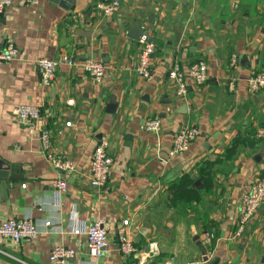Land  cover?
Listing matches in <instances>:
<instances>
[{"label":"crops","instance_id":"0c3cea01","mask_svg":"<svg viewBox=\"0 0 264 264\" xmlns=\"http://www.w3.org/2000/svg\"><path fill=\"white\" fill-rule=\"evenodd\" d=\"M97 1L73 0L65 9L50 0H13L0 14V49L7 43L17 49L13 60L0 63V159L14 176L5 181L9 189H0V222L29 215L39 229L30 242L0 237V264H50L56 244L75 250L68 264H91L85 237L68 230L72 210L87 223L103 219L107 245L99 260L108 264H264L263 206L236 235L241 197L264 176V88L249 93L246 82L264 71V0H119L111 17ZM134 25L155 44L148 80L135 72L140 46L128 37ZM63 55L102 61L103 80L60 64L44 86L36 61ZM173 61L205 62L207 79L197 85L187 78L186 95H176L167 78ZM20 104L37 105L40 118L15 120ZM148 118L159 119V132L144 129ZM181 124L201 134L185 152L165 158ZM45 130L69 169L46 159ZM99 138L113 159L102 188L91 186L89 171ZM205 162L211 163L206 181L198 175ZM185 174L196 198L170 204L169 187ZM58 178L67 183L59 199ZM125 219L135 248L128 255L118 251ZM45 220L61 231H47Z\"/></svg>","mask_w":264,"mask_h":264},{"label":"built area","instance_id":"2783aa9c","mask_svg":"<svg viewBox=\"0 0 264 264\" xmlns=\"http://www.w3.org/2000/svg\"><path fill=\"white\" fill-rule=\"evenodd\" d=\"M38 0H17L20 5L35 3ZM13 0H0V14L3 13ZM119 0H99L95 7L106 17L114 15L118 8ZM140 46V52L135 63V72L142 79L148 80L151 78V58L155 51V44L151 41L149 34L143 30L137 40ZM17 55L16 47L7 43L0 49V63L9 62ZM235 56H232L231 64L235 62ZM37 66L40 73V80L44 86H49L57 71V66L65 64L70 67H82L90 77L100 83L105 75L106 66L97 59L84 58L77 60L70 56L63 55L58 59L49 57H41L37 61ZM168 80L175 86V93L178 96H185L187 93L186 79H191L197 85L202 84L207 79V64L203 61L190 63L187 66L181 65L178 61H173L167 70ZM247 90L249 93H255L264 88V71L251 75L247 79ZM233 81L229 82V89H233ZM67 104H73V99H68ZM41 116V110L37 105L20 104L13 109V117L15 120L33 124ZM69 126L70 122H66ZM144 129L148 132H159L160 121L157 118H148L144 123ZM264 133L260 131L259 134ZM200 130L191 124H181L178 126L172 137L171 147L165 152V158L171 159L185 152L191 142L200 136ZM40 142L43 153L46 159L57 169L67 170L71 167L70 162L59 154L53 152L51 147L50 135L48 131H42L40 134ZM160 153V152H158ZM113 159L108 152V142L105 138H99L94 143L93 150L90 156V184L96 188L105 186ZM25 187V184H22ZM55 197L59 199L60 195L65 192L67 183L64 179L58 178L53 181ZM263 206L262 219L264 221V176H259L253 180L247 192L241 197L239 207V218L237 224L236 235H240L246 222ZM129 220L122 221V225L117 229L118 251L123 255H128L134 252L135 248L126 230ZM43 226L47 231L60 232L58 227H55L50 220H45ZM68 230L73 235H83L85 237V245L87 253L91 259V264H108L105 261H100L104 248L107 245V231L104 227L103 219L96 218L93 222L87 223L78 217L76 211L72 210L69 215ZM39 234V229L36 227L31 216L26 215L20 219H6L0 222V237L12 242L34 241ZM207 237H212V234L206 233ZM75 250L72 247L63 244L54 245L49 254L48 261L50 264H68L74 257ZM168 264H172L171 261ZM186 264H200L199 261L193 260Z\"/></svg>","mask_w":264,"mask_h":264},{"label":"trees","instance_id":"16d2710c","mask_svg":"<svg viewBox=\"0 0 264 264\" xmlns=\"http://www.w3.org/2000/svg\"><path fill=\"white\" fill-rule=\"evenodd\" d=\"M257 73V72H256ZM211 166L210 162H205L201 168L198 170V175L203 178L205 181L206 179H210L209 176V168ZM193 178L190 177V174H185L182 177L178 178L173 182V184L169 187L170 193V204L178 203L179 205L184 204L185 202H191L196 198L197 190L192 185Z\"/></svg>","mask_w":264,"mask_h":264},{"label":"water","instance_id":"95a60500","mask_svg":"<svg viewBox=\"0 0 264 264\" xmlns=\"http://www.w3.org/2000/svg\"><path fill=\"white\" fill-rule=\"evenodd\" d=\"M50 1L60 5L65 9L69 8L73 2V0H50ZM143 30L144 29L141 26L134 25L131 28L128 37H130V39H134L137 41ZM13 177H14L13 174H10V165L5 161H3L2 159H0V189L2 188V185H4L5 188L9 189L12 186V184L9 181L8 182L5 181ZM148 247L149 245L146 246V249Z\"/></svg>","mask_w":264,"mask_h":264}]
</instances>
